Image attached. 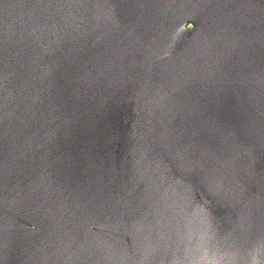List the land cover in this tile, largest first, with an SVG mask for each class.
Listing matches in <instances>:
<instances>
[{
	"label": "water",
	"instance_id": "95a60500",
	"mask_svg": "<svg viewBox=\"0 0 264 264\" xmlns=\"http://www.w3.org/2000/svg\"><path fill=\"white\" fill-rule=\"evenodd\" d=\"M0 264H264V0H0Z\"/></svg>",
	"mask_w": 264,
	"mask_h": 264
}]
</instances>
